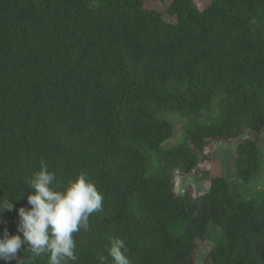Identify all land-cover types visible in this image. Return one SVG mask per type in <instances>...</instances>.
I'll return each mask as SVG.
<instances>
[{
	"label": "trees",
	"instance_id": "obj_1",
	"mask_svg": "<svg viewBox=\"0 0 264 264\" xmlns=\"http://www.w3.org/2000/svg\"><path fill=\"white\" fill-rule=\"evenodd\" d=\"M150 1L166 2L0 0V204L13 205L0 209V239L23 238L18 209L31 208L43 159L53 190L85 173L104 197L68 264H112L114 238L129 264H194L208 240L206 264H264V182L256 198L243 191L264 129V0H171L174 23ZM165 114L186 120L170 148ZM245 131L255 138L237 144L230 175L197 197L175 192L176 171L194 174L211 142Z\"/></svg>",
	"mask_w": 264,
	"mask_h": 264
},
{
	"label": "clouds",
	"instance_id": "obj_2",
	"mask_svg": "<svg viewBox=\"0 0 264 264\" xmlns=\"http://www.w3.org/2000/svg\"><path fill=\"white\" fill-rule=\"evenodd\" d=\"M54 179V174L42 159L39 171L27 181L28 187L33 190L27 196L31 208L18 209L17 231L22 233L23 238L20 235H5L0 239V259L32 264L37 257L48 254V264H68L77 260L74 236L81 230H89L90 217L103 210L104 197L85 173L68 179L63 190H53L51 184ZM12 208L8 199L0 204L2 210L11 211ZM22 246L30 253L27 260L17 256ZM126 251L124 242L114 238L108 249L112 264H129ZM98 259L101 264H106L107 258L103 255Z\"/></svg>",
	"mask_w": 264,
	"mask_h": 264
},
{
	"label": "rangeland",
	"instance_id": "obj_3",
	"mask_svg": "<svg viewBox=\"0 0 264 264\" xmlns=\"http://www.w3.org/2000/svg\"><path fill=\"white\" fill-rule=\"evenodd\" d=\"M171 0L165 3L156 1L146 2L144 7L154 10L161 15V18L167 23H174L175 18L166 13V8ZM211 0H194L198 10H203ZM164 116V115H162ZM165 118L173 125V135L169 141L163 144V147L170 148L177 143L182 127L186 124V120L178 115L165 114ZM255 134L251 131H245L236 140L213 141L204 149V154L208 155V160L198 163L197 170L194 174L184 176L179 172H175L174 187L175 192L180 193L183 190H189L194 197L202 195L207 191L210 178L217 175H230L233 171L235 162V148L238 143L245 139L253 140ZM263 145H264V129L257 136V146L259 155V166L253 179L243 188L246 198H256V193L262 188L264 182L263 169ZM197 248L194 253V264H206L205 256L212 248L213 243L208 240L204 242L197 241Z\"/></svg>",
	"mask_w": 264,
	"mask_h": 264
}]
</instances>
